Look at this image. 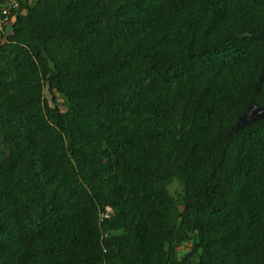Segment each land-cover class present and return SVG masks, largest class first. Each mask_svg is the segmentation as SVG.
Wrapping results in <instances>:
<instances>
[{"label": "trees", "instance_id": "16d2710c", "mask_svg": "<svg viewBox=\"0 0 264 264\" xmlns=\"http://www.w3.org/2000/svg\"><path fill=\"white\" fill-rule=\"evenodd\" d=\"M14 16L0 264H264V119L235 130L264 105V0H18Z\"/></svg>", "mask_w": 264, "mask_h": 264}, {"label": "built area", "instance_id": "2783aa9c", "mask_svg": "<svg viewBox=\"0 0 264 264\" xmlns=\"http://www.w3.org/2000/svg\"><path fill=\"white\" fill-rule=\"evenodd\" d=\"M18 7V0H0V43H2L7 35L8 28L14 21V11ZM112 213L110 208H106L103 215L108 217Z\"/></svg>", "mask_w": 264, "mask_h": 264}, {"label": "water", "instance_id": "95a60500", "mask_svg": "<svg viewBox=\"0 0 264 264\" xmlns=\"http://www.w3.org/2000/svg\"><path fill=\"white\" fill-rule=\"evenodd\" d=\"M264 119V105L261 107H254L249 110L235 125V130H238L241 126H244L250 121Z\"/></svg>", "mask_w": 264, "mask_h": 264}, {"label": "rangeland", "instance_id": "374dc122", "mask_svg": "<svg viewBox=\"0 0 264 264\" xmlns=\"http://www.w3.org/2000/svg\"><path fill=\"white\" fill-rule=\"evenodd\" d=\"M169 192L173 196L178 197V194L181 192V187L179 186V184L173 183L172 185L169 186ZM186 247H189V245ZM194 263H195V261H194Z\"/></svg>", "mask_w": 264, "mask_h": 264}]
</instances>
